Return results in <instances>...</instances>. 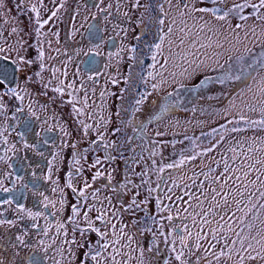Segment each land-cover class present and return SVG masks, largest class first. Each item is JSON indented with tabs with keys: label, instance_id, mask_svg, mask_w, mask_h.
Here are the masks:
<instances>
[{
	"label": "snow or ice",
	"instance_id": "1",
	"mask_svg": "<svg viewBox=\"0 0 264 264\" xmlns=\"http://www.w3.org/2000/svg\"><path fill=\"white\" fill-rule=\"evenodd\" d=\"M38 2L40 8L45 7L44 0ZM51 2L53 8L46 19L36 4L27 9L34 14L29 16L28 34L34 31L39 47L23 36L18 47L0 46V58L12 60L17 71L24 73L23 82L13 86L8 74L0 71V229H18L12 234L14 240L0 236V248L7 243L13 249L9 264H131L134 259L137 264H264V138L237 139L233 135L264 132V0H231L230 5L226 0H155L147 6L155 11L150 18L152 39H144L146 30L134 37L135 45L122 42L119 51L109 53L110 58L119 57L118 65L123 59L121 52H125L132 62L130 67L141 69L137 75L143 91L134 96L131 115L143 112L149 117L139 121L133 131L153 145L147 149L150 163L143 156L125 157L123 143L106 139L117 136L122 129H110V117L97 113L103 105H96L95 100L89 104L86 81L76 79L79 71L68 80L67 65L64 71L46 67L41 30L59 12L56 0ZM103 3L99 0L94 6L107 22L113 5L101 7ZM18 7H25L24 0H19ZM140 7V0H134L132 8ZM123 15L131 19L128 12ZM143 22L141 14L137 27ZM101 31L93 25L87 30L90 41H100L95 43V51L88 49L93 55L100 54L104 43ZM121 31L126 37L128 30ZM16 33L13 28L12 34ZM52 35L58 38L59 33ZM34 48L35 55L30 58L29 50ZM233 52L240 54L233 56ZM145 59L150 61L146 67ZM208 68L218 71V75H205L194 89H202L213 80L221 85L237 81L246 84L236 96L226 97L228 105L222 113H216L224 122L200 137L184 136L174 142L148 140V125L163 120L182 104L179 88L159 101H151V109L146 104L149 97L163 86L176 83L177 78L181 81L179 87H183L182 81ZM26 69L34 71L29 74ZM96 70V62L89 60L85 71ZM46 71L47 79L43 75ZM130 79L126 76L123 82L128 84ZM87 80L95 83L93 76ZM110 82L114 86L120 83L115 77ZM124 92L121 89L117 97L121 102L117 117L121 111H128ZM113 95L105 89L100 99L106 104V97ZM208 99L220 101L221 96ZM64 107L70 109L67 115L75 123L77 142L67 139L73 132L56 115V109ZM97 115L99 119L94 120ZM121 123L133 125V120L121 119ZM54 129L65 139L47 161V172L38 175L26 154L31 151L43 157L40 147L51 143L47 133ZM30 134L36 137L35 143L29 141ZM156 135L164 133L158 131ZM85 140L87 147L81 150L78 145ZM226 140L227 145L218 151ZM131 142V137L125 141L129 145ZM177 144L182 146L178 151ZM169 146L173 151L165 156ZM69 147L73 151L61 183L56 161L65 159L62 152ZM101 150L103 159H93L85 169L82 161L87 160V154ZM131 151L135 153L134 148ZM117 160L124 161L127 168L123 181L114 184L115 168L98 166L112 165ZM86 170L92 172L91 182L84 175ZM101 179L106 183L94 187ZM41 180L50 186L51 195L42 190ZM102 189L117 194V204L109 195L101 197ZM69 191L75 202L69 201ZM121 194L129 197L126 203L121 202ZM29 195L34 198L31 207L21 202ZM25 221L27 225L21 226ZM0 264L5 261L0 259Z\"/></svg>",
	"mask_w": 264,
	"mask_h": 264
},
{
	"label": "rangeland",
	"instance_id": "2",
	"mask_svg": "<svg viewBox=\"0 0 264 264\" xmlns=\"http://www.w3.org/2000/svg\"><path fill=\"white\" fill-rule=\"evenodd\" d=\"M34 1L38 4V7L40 9V14H42V16H44L46 12H49V9L53 8V4L51 0H44V5H45L44 8H40L38 0H34ZM93 1H94L93 5L86 4L85 0L80 1L79 4H77L76 7L74 8L72 15L69 17V21H70L69 24L71 25L70 33L73 36V40L76 42V46H78L77 52L80 53L77 56L78 57L77 60H75L73 63L75 64V69H77L78 71V68H77L78 63L79 61H81L82 58H85L84 56L86 55L85 53L88 52V49L91 48L95 51V46L89 45L88 47V45H86L85 40L83 38L84 31L90 24L89 22L93 20L92 19L93 15L97 17L96 20L94 21L95 23H97L98 26L101 27L102 34H103L104 43L101 49L99 50L100 54H98V56H100L101 61L99 62L100 64L99 69L96 71V73H91L90 75H88V73L80 69L79 70L80 76L79 78H76V79L78 82L80 79H84L86 81V87L89 89V93H90V98L88 101L89 104H92L93 100H95L96 105H103L102 107H98L96 111L97 113H99V115H102L106 118L110 117L109 128L111 129L113 127L119 126L121 129H123L124 124L120 122H121V119H123L124 114L127 112L121 111L120 117H117L115 115L116 110L119 108L118 106H120L118 105L120 103V100L117 97H119L121 89H126L124 92V97H126L128 101V105H129L128 107L129 108L130 106L133 107L134 101H131L130 97L128 96V89H130L133 85L131 76H132V73L134 72V69L137 70L138 66L134 68L130 67L132 62L127 60V54L125 52H121L120 55L123 57V59L120 60V63L117 65L116 61L117 59H119V57L110 58L109 53H116L117 51H119V49L122 46V42L123 44H126V45H135L137 41L134 39V37L139 34L138 30H143L144 32V30L149 27L151 17L148 18V15H145L146 13L143 12L144 11L143 9L146 6L147 0H140V4L143 5V7L137 8L135 10L132 8V4L134 3V0H104V3L101 5V7L107 6L109 3L113 5V8L111 10V15L109 16L108 21L106 22L103 19L102 14H100L97 8L94 6L95 4L99 2V0H93ZM117 3H119L120 5L119 9L116 8ZM226 4L230 5L231 0H226ZM56 5L57 3L55 4V6ZM221 7H225V5H221ZM124 12H128L129 17L131 18L130 20L124 17L123 15ZM141 13H143L144 22L140 27H137V20L140 19ZM51 25H52V28L54 29V33L56 32V33H59L60 35V30L62 26L61 15L56 17ZM122 28H126L128 30L126 37L124 36V33L121 31ZM149 30L151 32L150 27H149ZM259 30L260 29L258 28L257 31ZM211 51L212 50L209 49V52ZM242 52H243V48L240 49V53ZM240 53L233 52V56L238 55ZM148 63H150V61L145 59V67L147 66ZM221 63H223V61H221ZM213 67H215V65H213ZM70 69L71 68H68V72ZM139 70L141 69L139 68ZM214 72H217V71H213L212 68H208L201 74L193 77L192 79L182 81V83L184 86H190V84H196L202 77H204L205 75H212V73ZM262 75H264V73H262ZM88 76H93L95 79V83H93L92 80H87ZM126 76L131 77L130 82L128 84H125L123 82L124 77ZM70 77H72L73 79V74ZM113 77L118 79L120 83L114 86L110 82ZM180 83L181 81L179 80V78H177L176 83L163 86L161 90L159 91V93H156L152 97H149V100L146 102L149 109L153 107V105L151 104V101L153 100L159 101L160 98L165 97L167 93L170 91H173L174 88H180L179 87ZM140 87H141V91H143V85L141 83H140ZM245 87H246V84L242 81H237L232 84L225 83L224 85L218 84L213 81L210 83V85L206 86L205 88H202L201 90H198V92H196L193 96H190V94H187L185 98L181 97V100L183 101V106L185 107L182 110L188 109L187 111H189V114L186 111L180 114L181 109L177 113H175V111H171L167 115V117L164 118L163 120L159 122H154L148 125L146 138L148 140H158V141L163 140V141L174 142V141L183 139L184 136H188L189 138L200 137L202 132L207 131V130L211 131L212 128H217L219 127L220 123L224 122L221 116L217 115L216 113L217 112L222 113L223 108L228 105V99H225L226 97L230 98L232 96H236L241 91V89ZM93 88L95 89L94 95L92 94ZM105 89L108 92L115 93V95L106 97L107 103L103 104V102L100 99V92ZM149 91H151V89H149ZM209 96H221V100L220 101H217L215 99L209 100L208 99ZM237 103H239V100H237ZM194 108L197 109L198 113L193 112L192 114V109ZM128 111L130 112V110ZM141 114H142V119L144 121H147L148 116L144 114L143 112H141ZM99 115L94 117V120H98ZM253 118H257V117L253 115ZM94 120H91V122L94 123ZM158 131L163 132L164 135L157 136L156 133ZM122 134H123V131H121L117 136H114L113 140H115L118 137L120 138ZM61 135L63 134L61 133ZM233 135H235L237 139L241 137H251V136L264 138V132H259V131L255 133L249 131V132L238 133V134H233ZM64 138L65 137L63 136V140L62 141L59 140V143H56L54 145L53 152H55L56 149L63 143ZM228 139L229 140L232 139V136H229ZM141 142L144 145L141 146V149L139 150L138 154L141 151H143L142 152L143 154L141 156L145 158V161L150 163V161L148 160L147 149H150L153 145L145 143L144 140L142 139L136 141V143L139 146ZM204 143L206 144L207 140H205ZM185 144H188V142H185ZM226 145H227V140L220 145L218 151H222ZM246 146L247 145H245V147ZM181 147H182L181 145L177 144V151ZM68 149L69 148H65L62 154L67 153ZM172 151L173 150L169 146L165 150V153H164L165 156H168L167 154L168 152L170 155ZM213 155H215V153H213ZM50 157L52 159V154H50ZM217 158L219 157L217 156ZM116 162L113 163L112 165L102 164L99 167L102 169L115 168V172L113 173L114 179H115L117 178V172H118V166H119L117 165ZM56 163L60 167V172H62L65 169L63 160H60L58 158ZM141 163L143 164L144 161H142ZM137 169H139V167ZM184 171L187 172L188 169L185 168ZM54 173H55V170H54ZM155 179L156 177L155 175H153L152 180L155 181ZM105 194L106 193H103L102 197ZM134 261L135 259L132 260L131 264H134ZM251 264H257V262H251Z\"/></svg>",
	"mask_w": 264,
	"mask_h": 264
},
{
	"label": "flooded vegetation",
	"instance_id": "3",
	"mask_svg": "<svg viewBox=\"0 0 264 264\" xmlns=\"http://www.w3.org/2000/svg\"><path fill=\"white\" fill-rule=\"evenodd\" d=\"M82 0H62L63 6L61 7V0H56L57 5L55 7H59V12L57 14V17L59 15H61L62 18V26H61V30H60V35L58 36V38L54 35H52V33H54V29L52 28V23L53 21H50L48 25L45 26L44 29L41 30V36H40V41L41 44L43 46L44 52H45V64L46 67H57L59 68L61 71L65 70V65H67V72H68V68H71L68 72V80H71L72 77H70L73 73L77 72V69H75V64L73 63L75 60H77V48L78 46H76V42L73 40V36L70 33V27L71 25L69 24V17L72 15V12L74 11V8L76 7L77 4H79V2ZM86 4L88 5H93L94 1L90 0L91 3L89 4L87 0ZM0 3H2V7H0V46H4V47H8L9 45L14 46V47H18L19 46V41H20V37L23 36L24 39L28 40L29 43L36 45L37 47H39L40 45L37 44V39L35 36L34 31L31 33V35H29V29L31 28V24L29 21V16H34L33 13H30L27 11V9L29 7H31L33 4H36V6L38 7V4L34 1V0H24V4L25 7H18L19 5V0H0ZM39 8V7H38ZM50 15V11L46 12L44 16L41 17L43 19H46L47 16ZM95 23L94 20H91L89 23V25H91V23ZM86 28V30L83 33V38L85 40L86 45H94L95 43H99L100 41L97 40L96 42L90 41L86 38V32L89 28ZM95 25L101 29L100 26L97 25V23H95ZM16 28L17 29V33L16 34H12V29ZM102 30V29H101ZM148 31L149 28H148ZM139 34H141V30H138ZM56 33V32H55ZM138 34V35H139ZM100 35L103 38V34L102 31L100 32ZM49 40H51V46H49ZM94 51V50H93ZM88 54L85 55V58H82L81 61H79L78 63V71L80 69L85 71V66L87 64V62L89 60H94L96 62V69H99V62L100 60V56L98 55H93L92 52H87ZM14 55V53H13ZM35 55V48L29 50V57H33ZM49 57H52L53 59H49ZM74 64V65H73ZM71 65V66H70ZM73 66V67H72ZM96 70V71H97ZM0 71H3L5 73L8 74L9 80L8 82L10 84H12L13 86H15V83L19 82L22 83L23 79H24V73L22 72H18L17 71V65L14 64L12 62V60L10 59H5V58H0ZM26 71L30 74L32 71H34V69H26ZM74 71V72H73ZM86 72V71H85ZM88 73V75H90L91 73H96V72H86ZM139 73V66L137 67V70L134 69V72L132 73V87L130 89H128V92H133V98L134 96H136L138 94V91H141V87H140V81H139V77L138 74ZM45 79H47L49 77V73L46 71L44 74ZM79 78V77H76ZM3 85H0V88H2ZM126 90V89H125ZM121 103V102H120ZM120 103L118 105H120ZM124 104L128 107V101L125 97L124 99ZM117 106V105H116ZM119 107V106H118ZM53 108H55V106H53ZM69 108L68 107H64V108H58L56 109V113L57 116L61 118V123L67 122L66 126L69 128L70 131L73 132V135L71 137H68L67 139L70 142H77V135L75 133V123L69 119L67 113L69 112ZM127 113L124 114L123 116V120H128V119H132L133 120V125H128L125 126L122 129L123 134L122 136H120V138H116L115 141L118 145L120 144H124V147L122 148V151L124 152V156L125 157H131L132 156V152H131V147H133V145H135L136 143L135 140H141L137 134L133 131V127L142 119V114L141 113H136L135 116L131 115V111H132V107L130 106V108L128 107ZM89 111V110H86ZM117 111V110H116ZM43 116V114H41ZM80 119H86V117H80ZM149 119V117L147 118ZM144 121V120H143ZM88 123H93L91 122V120H87ZM121 123V122H120ZM34 127L36 125H33ZM47 136L51 138V143L47 146H41L40 147V151H42L44 153V156L41 157L37 154L32 153L31 151H29L26 155L28 158V161L31 163V165L33 166V168L36 170L38 175L44 174L47 172V161L49 159H51L50 154H52L53 150H54V145L56 143H59V140L61 138L60 141L63 140V135H61V133L54 129L51 133H47ZM114 136H106V139H108L109 141L113 140ZM131 137L132 138V142L131 144H127L125 143V141ZM29 141L32 143L36 142V137L34 136V134H30L29 135ZM65 139V138H64ZM92 139H95V134L92 135ZM144 145L142 142L140 143L139 150L141 149V146ZM78 147L82 150L83 148L87 147V143L86 140L84 142L79 143ZM73 149H71L69 147V149L67 150V153L62 154L64 156V160H63V164H64V170L62 172H59V176L61 179V183H63V179H64V174L65 171H67L68 169V164L67 161L68 159L71 158V153H72ZM143 151H141L139 154L140 156L143 154ZM112 154L115 155V151H112ZM104 156V152L103 150L98 151V152H89L87 154V160L86 161H82L83 166L85 167V169H87V166L89 164H91V162L93 161V159L95 158H100L103 159ZM139 158V157H137ZM117 165L118 166V172H117V178H115L113 180V183L115 184L116 182L119 181H123L124 179V175H125V171L127 168V165L124 163V161L122 160H117ZM99 167V166H98ZM139 169H137V171H139ZM94 171V170H92ZM91 171L86 170L84 175L88 177L89 182H91ZM56 173H54V178L56 177ZM27 179H31L30 176L27 177ZM135 179V178H134ZM136 183H139V180L136 179L135 180ZM106 183V179H101L98 180L96 182V184L94 185V187H100L102 184ZM40 184L43 185L42 190H45L48 192L49 195H51L50 192V186L48 184H44V182L41 180ZM106 193L109 196L112 197L113 200V204H117V194L115 193H111V192H106V190L101 191V197L102 194ZM121 202L126 203L128 198L127 196H123V194H121ZM68 199L70 202H75L72 199V194L68 193ZM33 200L34 198L29 195L28 199L26 201H21L23 203H26L27 206L31 207L33 204ZM9 218H11L10 213L8 214ZM94 215V213H93ZM126 219H131V217L126 216ZM27 221L23 222V224L21 226H25L27 225ZM18 229L17 228H13L10 231L6 230V229H0V236H4V237H10L12 240L15 239L14 235H12L13 233H17ZM12 253H13V249L7 245V243H5V246L3 248H0V259L5 261V264H9L11 258H12ZM24 253H22L23 255ZM134 264H137V261H134Z\"/></svg>",
	"mask_w": 264,
	"mask_h": 264
},
{
	"label": "trees",
	"instance_id": "4",
	"mask_svg": "<svg viewBox=\"0 0 264 264\" xmlns=\"http://www.w3.org/2000/svg\"><path fill=\"white\" fill-rule=\"evenodd\" d=\"M155 2V0H147V2H146V6L144 7V13H146L145 15H148V18L149 17H152V16H154L155 15V11H154V9H148L147 8V6L150 4V3H154ZM151 11V12H150ZM150 12V13H149ZM141 14H143V13H141ZM147 18V19H148ZM149 27L152 29V24H150L149 23ZM148 27V28H149ZM148 28H146L145 30H147V33L148 34H146L145 36H144V39L146 40V41H150L151 39H152V37H151V32L150 31H148ZM145 30H144V32H145ZM141 32L142 33H144L143 32V30H141ZM141 33V34H142ZM259 49L257 48L255 51H258ZM140 68V67H139ZM141 70H139V72H140ZM218 75V71L217 72H214V73H212V75H207V76H210V77H213V78H215L216 76ZM203 78V77H202ZM201 78V79H202ZM214 81V80H213ZM199 82V81H198ZM197 82V83H198ZM215 82V81H214ZM210 83L211 82H209L206 86H208V85H210ZM219 84V83H218ZM193 86H194V84H190V86H183V87H180L179 88V93H180V99H181V97L182 98H185L186 97V95L187 94H190V96H193L196 92H198V90H201V89H194L193 88ZM205 88V87H204ZM133 92H128V96L130 97V99H131V101H134L133 100ZM185 107L183 106V101H182V104L178 107V108H176V109H173L172 111H175V113H177V112H179V110L181 111L180 112V114H182V112H188V114H189V111H187V110H182V109H184ZM195 109V111H194V113H198L197 112V109L196 108H194ZM200 110V109H199ZM172 113H174V112H172ZM191 114V113H190ZM192 114H193V111H192ZM177 115H179V114H177ZM205 133L206 132H209V130H207V131H204ZM201 136V135H200ZM203 139V138H202ZM185 142H188V141H185ZM134 143H136V140H135V142ZM132 148H134L135 149V153H133L132 151V156L133 155H135V156H137V157H139V155L140 154H138V149H139V145L136 143L135 145H133V147H131V149ZM168 155H169V152L167 153ZM171 154V153H170Z\"/></svg>",
	"mask_w": 264,
	"mask_h": 264
},
{
	"label": "water",
	"instance_id": "5",
	"mask_svg": "<svg viewBox=\"0 0 264 264\" xmlns=\"http://www.w3.org/2000/svg\"><path fill=\"white\" fill-rule=\"evenodd\" d=\"M87 1H88L89 4L91 3L90 0H87ZM91 25L96 26L95 23H93V22L91 23ZM96 27H97V26H96ZM97 28H98V27H97ZM98 29H99V28H98ZM86 38L88 39L87 32H86ZM88 40H89V39H88Z\"/></svg>",
	"mask_w": 264,
	"mask_h": 264
}]
</instances>
